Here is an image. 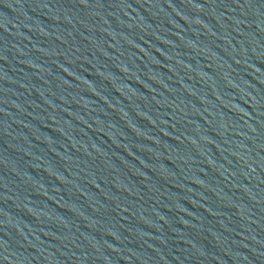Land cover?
Here are the masks:
<instances>
[{"label": "water", "instance_id": "1", "mask_svg": "<svg viewBox=\"0 0 264 264\" xmlns=\"http://www.w3.org/2000/svg\"><path fill=\"white\" fill-rule=\"evenodd\" d=\"M0 264H264V0H0Z\"/></svg>", "mask_w": 264, "mask_h": 264}]
</instances>
